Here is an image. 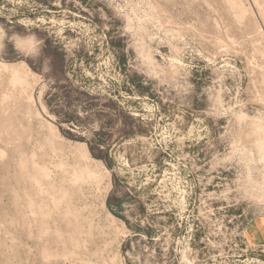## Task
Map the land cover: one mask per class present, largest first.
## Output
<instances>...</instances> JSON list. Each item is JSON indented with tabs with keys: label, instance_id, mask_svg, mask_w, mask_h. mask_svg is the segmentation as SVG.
Instances as JSON below:
<instances>
[{
	"label": "rangeland",
	"instance_id": "1",
	"mask_svg": "<svg viewBox=\"0 0 264 264\" xmlns=\"http://www.w3.org/2000/svg\"><path fill=\"white\" fill-rule=\"evenodd\" d=\"M264 0H0V264H264Z\"/></svg>",
	"mask_w": 264,
	"mask_h": 264
},
{
	"label": "crops",
	"instance_id": "2",
	"mask_svg": "<svg viewBox=\"0 0 264 264\" xmlns=\"http://www.w3.org/2000/svg\"><path fill=\"white\" fill-rule=\"evenodd\" d=\"M247 239L251 245L264 246V216L254 218L247 227Z\"/></svg>",
	"mask_w": 264,
	"mask_h": 264
}]
</instances>
